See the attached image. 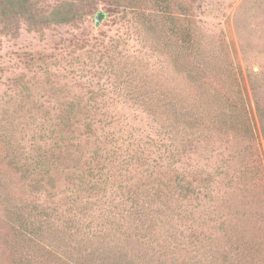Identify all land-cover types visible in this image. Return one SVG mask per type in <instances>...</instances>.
Wrapping results in <instances>:
<instances>
[{
  "label": "rangeland",
  "instance_id": "rangeland-1",
  "mask_svg": "<svg viewBox=\"0 0 264 264\" xmlns=\"http://www.w3.org/2000/svg\"><path fill=\"white\" fill-rule=\"evenodd\" d=\"M172 1L0 0V264H264V0Z\"/></svg>",
  "mask_w": 264,
  "mask_h": 264
},
{
  "label": "trees",
  "instance_id": "trees-1",
  "mask_svg": "<svg viewBox=\"0 0 264 264\" xmlns=\"http://www.w3.org/2000/svg\"><path fill=\"white\" fill-rule=\"evenodd\" d=\"M159 2H161L163 8H164V7L167 8L168 11L171 9V6H172V4H173V1H172V0H159ZM57 8H58V7H56L54 11H56ZM68 10H70V9H68ZM60 19H61V20H66V19H69V16H68V15L63 16V17H61Z\"/></svg>",
  "mask_w": 264,
  "mask_h": 264
},
{
  "label": "water",
  "instance_id": "water-1",
  "mask_svg": "<svg viewBox=\"0 0 264 264\" xmlns=\"http://www.w3.org/2000/svg\"><path fill=\"white\" fill-rule=\"evenodd\" d=\"M101 17H102L101 13H98L96 18H95L96 23H99Z\"/></svg>",
  "mask_w": 264,
  "mask_h": 264
}]
</instances>
